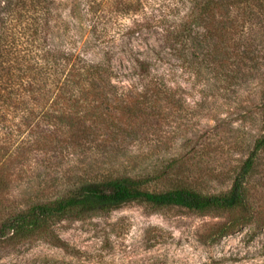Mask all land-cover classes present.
<instances>
[{"label": "trees", "instance_id": "trees-1", "mask_svg": "<svg viewBox=\"0 0 264 264\" xmlns=\"http://www.w3.org/2000/svg\"><path fill=\"white\" fill-rule=\"evenodd\" d=\"M82 6L74 24L62 25L53 0H0V242L58 243L54 223L129 203L225 213V221L211 227L210 242L249 225L254 217L249 180L264 152V92L257 105L260 135L236 164L224 194H203L189 185L194 155L173 156L138 176L93 174L88 162L124 153L126 143L139 136L151 141L157 124L152 100L170 97L163 77L150 75L151 59L132 50L131 74L138 82L115 84L112 61L120 38L152 30L159 48L179 55L190 46L201 52L207 44L208 60L221 64L219 39L236 29L231 9L240 12L241 24L250 22L262 10L261 0H83ZM129 17L135 28L126 30L120 23ZM145 80L148 85L141 86ZM59 169L60 179L71 180L57 196L6 200L17 177L49 176ZM153 182L170 188L151 192Z\"/></svg>", "mask_w": 264, "mask_h": 264}, {"label": "rangeland", "instance_id": "rangeland-1", "mask_svg": "<svg viewBox=\"0 0 264 264\" xmlns=\"http://www.w3.org/2000/svg\"><path fill=\"white\" fill-rule=\"evenodd\" d=\"M53 1L59 23L74 24L83 0ZM261 5L252 21L243 24L240 12L231 9L236 29L219 39L221 64L208 60L206 54L212 49L207 44L201 52L188 46L179 55L172 48H159L160 37L152 30L133 35L132 31L129 37L120 38L112 61L115 84L127 87L138 82L131 74L133 55L128 51L132 50L141 59H151L150 75L163 77L170 97L152 100L157 102V124L148 137L151 141L139 136L126 143L124 153L88 162L91 173L138 176L173 156L194 155L189 185L203 194L226 193L236 164L260 135L257 105L264 92V0ZM218 19L222 23L224 15ZM120 24L126 30L135 28L130 17ZM154 49L160 51L158 57ZM147 80L140 85L147 86ZM60 171L17 177L6 200L13 204L38 195L57 196L71 180L60 179ZM169 186L153 182L148 190L158 192ZM249 199L252 222L215 242L207 236L211 227L225 221V213L199 214L177 207L155 209L129 203L54 223L53 233L61 240L58 243L41 238L0 242V264H264V152L249 180Z\"/></svg>", "mask_w": 264, "mask_h": 264}]
</instances>
